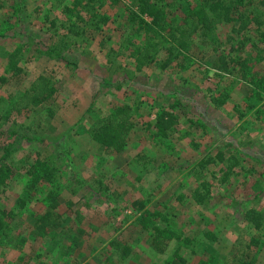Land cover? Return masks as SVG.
Segmentation results:
<instances>
[{"label": "rangeland", "instance_id": "rangeland-1", "mask_svg": "<svg viewBox=\"0 0 264 264\" xmlns=\"http://www.w3.org/2000/svg\"><path fill=\"white\" fill-rule=\"evenodd\" d=\"M9 1L0 0V166L11 172L0 185V264H264V97L252 100L234 71L214 69L219 55L245 57L252 70L264 65V0H244L245 27L219 23L204 39L192 36L187 62L178 57L164 68L165 45H146L132 0H101L88 12L86 0H28L29 10L40 9L23 34L43 35L28 47ZM164 2L176 17L196 4ZM7 47L22 49L16 74L4 71ZM38 74L56 87L49 104L19 99ZM224 85L227 100L214 107L210 98ZM117 104L129 107L133 126L114 152L89 133ZM160 109L177 118L164 137L145 130ZM217 153L237 159L221 183ZM34 158L53 178L26 189ZM51 188L61 225L32 236ZM144 209L171 232L164 247L139 226ZM247 210L259 214L258 228L244 219Z\"/></svg>", "mask_w": 264, "mask_h": 264}, {"label": "trees", "instance_id": "trees-1", "mask_svg": "<svg viewBox=\"0 0 264 264\" xmlns=\"http://www.w3.org/2000/svg\"><path fill=\"white\" fill-rule=\"evenodd\" d=\"M86 1L89 4L81 6L86 12L94 8L92 7L93 3H97L98 6L101 5V0ZM132 2L135 5L136 15H138L135 30H142L146 33V39L144 40L146 45H165L163 49L166 53L161 58L159 68L166 67L178 57L181 61L187 62L190 56L189 50L193 43L192 36L198 35L204 39L219 23L237 22L238 27L243 28L249 20L244 7L248 2H244V0H196L195 6L182 10L179 17L168 10L170 8L169 4L165 3L164 0H132ZM74 4H79V2L74 1ZM63 9L70 11L67 7H63ZM75 17L82 20L80 15H75ZM99 21L104 23L105 18L101 16ZM260 35L264 37V33H260ZM134 51L137 52V50ZM134 51L131 53L133 54ZM18 54L19 48L17 47L7 54L5 72L12 75L19 71L17 66ZM153 54L149 55L150 59ZM135 60L137 62L141 61L139 58H135ZM216 61L215 72L218 71L219 74L228 76L230 72L234 71L237 74V80L245 84L252 100L258 101L264 97V65L252 70V67L246 63L247 58L235 57L226 60L223 55L217 56ZM229 65H231L230 69ZM0 79L3 80V78ZM49 80L48 76L38 74L30 82L29 87L19 95V99L33 104H49L56 92V87ZM232 82L233 80L230 81V83ZM228 91L227 85L221 87L216 96H211L210 102L212 105L214 107L222 105L227 100ZM45 113L47 117L53 116L54 109L51 105L46 106ZM176 123V115L171 110L160 109L156 112L153 122L146 123L145 130L153 129V135L164 137ZM132 126L133 122L129 107L126 104H117L90 131L89 137L98 146L119 152L124 148L126 135ZM214 158L225 163V172L223 171L218 180L219 183L224 182L229 170L237 164V159L233 155H228L224 160L219 153L215 154ZM10 173L8 166H0V185L4 183ZM53 173L54 169L44 160L34 158L26 169L24 187L32 189L39 183L50 185ZM191 196L197 202H200L203 198L195 190H193ZM43 201L45 203L44 210L33 219L30 230L32 236H44L48 232L58 229L61 225L60 215L56 212L58 205L57 192L52 188L48 189ZM147 214L146 209L140 212L138 216L139 226L143 230L149 231L154 244L164 247L167 240L172 238L171 232L167 228L155 225L151 216ZM243 217L246 221L251 222L250 225L253 228L259 227L260 216L258 213L247 210ZM1 225L0 220V228Z\"/></svg>", "mask_w": 264, "mask_h": 264}, {"label": "crops", "instance_id": "crops-1", "mask_svg": "<svg viewBox=\"0 0 264 264\" xmlns=\"http://www.w3.org/2000/svg\"><path fill=\"white\" fill-rule=\"evenodd\" d=\"M12 0H10L9 2H11ZM15 1V8H14V11H12V9L10 8V12L12 14V19H14V25L18 26V27H21L23 32L20 33L19 35H17V38H19V40L22 41V43H26L27 47L30 46V44H33V39L35 41H38V39H43V35H41V33H39V30H37L36 32V35H33V36H28L27 34H23V33H27V31H25V29L27 30L29 26H32V23L31 21H34V20H31L29 19V15L30 14H33L34 13V17H35V14L39 11L40 9V6H34L33 4H31L30 7V10L28 8V0H20L18 2V0H14ZM17 1V2H16ZM47 3V0H43V2L41 3V5H45ZM50 6V5H49ZM28 10V11H27ZM42 22V20H39L38 22ZM52 21H54V19H52ZM49 23H51V20H49ZM37 28L41 27V25L39 26L38 23L36 24ZM2 40L0 39V42ZM44 41V40H42ZM48 42H44V43H50L51 42V39H48L47 40ZM38 44V43H37ZM37 47H39L38 45H36ZM19 48V47H18ZM27 49V48H26ZM5 52L4 53V57L7 56V54L9 52H11L10 49L5 48ZM22 51V49L19 48V53ZM38 53V52H37Z\"/></svg>", "mask_w": 264, "mask_h": 264}]
</instances>
